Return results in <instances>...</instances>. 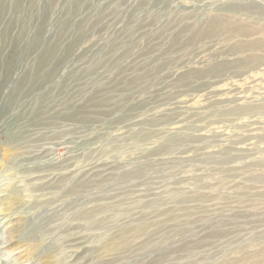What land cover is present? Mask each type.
Returning a JSON list of instances; mask_svg holds the SVG:
<instances>
[{"label": "rangeland", "instance_id": "obj_1", "mask_svg": "<svg viewBox=\"0 0 264 264\" xmlns=\"http://www.w3.org/2000/svg\"><path fill=\"white\" fill-rule=\"evenodd\" d=\"M263 44L264 0H0V264H264Z\"/></svg>", "mask_w": 264, "mask_h": 264}, {"label": "bare ground", "instance_id": "obj_2", "mask_svg": "<svg viewBox=\"0 0 264 264\" xmlns=\"http://www.w3.org/2000/svg\"><path fill=\"white\" fill-rule=\"evenodd\" d=\"M258 42V41H257ZM259 43V42H258ZM262 45V44H261ZM260 45V46H261ZM264 45V44H263ZM254 46V45H253ZM257 46H259L258 44H257ZM253 48V47H252ZM263 48V47H262ZM256 49V48H255ZM256 50H258V49H256ZM261 51H262V49H261ZM263 51H264V49H263ZM260 53V52H259ZM264 54V53H263ZM263 54H262V56H263ZM259 55V54H258ZM261 55V54H260ZM261 56V57H262ZM264 58V57H263ZM255 66V65H254ZM249 69V68H248ZM39 131V130H38ZM34 136V135H33ZM32 136V137H33ZM37 137V136H36ZM33 141V140H32ZM33 142H38V140H34ZM36 147H37V149L35 150V151H37V153L35 154V153H33V154H30V155H32V156H35L33 159H35V160H37L39 157H40V154H41V151H43L45 148H43L42 146H38V143H37V145H36ZM29 149V148H28ZM34 149V148H33ZM43 149V150H42ZM30 150V149H29ZM23 152V151H22ZM44 152V151H43ZM42 152V153H43ZM47 152H48V150H47ZM25 154H27V153H25ZM27 156V155H26ZM28 157V156H27ZM51 165V164H50ZM51 185V184H50ZM13 199V198H12ZM12 238H13V236H11L10 237V239L9 240H11L12 241ZM9 243V242H8ZM2 244H5V241H2Z\"/></svg>", "mask_w": 264, "mask_h": 264}]
</instances>
